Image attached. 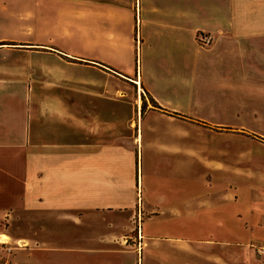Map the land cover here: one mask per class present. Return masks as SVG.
I'll return each instance as SVG.
<instances>
[{
	"label": "crops",
	"instance_id": "1",
	"mask_svg": "<svg viewBox=\"0 0 264 264\" xmlns=\"http://www.w3.org/2000/svg\"><path fill=\"white\" fill-rule=\"evenodd\" d=\"M57 1L67 7L86 3ZM92 1L99 16L110 17L112 35L122 34L118 8L125 5L130 55L117 61L116 50L109 62L129 76L125 84L150 98L143 112L137 101L127 110L111 97L117 92L111 81L63 77L42 84L29 65L7 60L6 53L24 50L21 44L40 45L32 28L39 15L51 11L52 1L0 0V218L10 223L6 233L0 232L8 237L0 247L12 250L10 264H76L75 258L88 256H95L93 264H126L125 254L144 249L149 223L170 222L205 235L206 242L216 229L227 233L217 242L229 241L230 229H241V244L264 245V161L258 154L246 159L241 144L222 142L241 135L247 117L261 118L249 132L264 134V112H241L238 98L241 82L264 93V2ZM199 33L211 35V43L201 45ZM86 97L120 106L127 125L119 127L118 109L86 110ZM156 119L177 125L156 124ZM160 132L177 137L151 136L145 142V133ZM215 136L221 140L216 145L209 141ZM146 156L149 166L167 159L211 190L185 200L180 194L154 199L151 187L143 188ZM133 229H138L140 249L124 232Z\"/></svg>",
	"mask_w": 264,
	"mask_h": 264
},
{
	"label": "rangeland",
	"instance_id": "2",
	"mask_svg": "<svg viewBox=\"0 0 264 264\" xmlns=\"http://www.w3.org/2000/svg\"><path fill=\"white\" fill-rule=\"evenodd\" d=\"M50 1L52 2L48 8L51 11L44 16L39 15L37 23H34L35 25L32 28V33L37 36V40L34 43L40 45L32 44V46H26L21 44L19 47L24 50H19L12 55L6 53L4 57L7 60L15 58L22 65H29L31 69L29 72L35 74L39 81H43L40 82L42 84H46L45 80L51 83L63 77H84L86 81H96L98 79L101 84L104 81H111L115 84L117 90L115 94L111 93L113 95H110L111 97L118 99V103L125 105L127 110L134 109V105L136 108L137 101L141 105V112L145 111L149 102L152 104L151 101L148 102L150 98L138 86L133 89L130 88L129 84H125V81L131 82L125 78L129 76L123 74L120 69L112 67L109 62L111 53L116 50L118 51L114 54V57L117 61L124 62L126 57L130 55L131 41L125 35V5H121L118 8L119 20L117 24L123 30L122 34H119L120 31L118 30V34L112 35L109 30L110 17L99 16L97 12L98 7L92 4V0H85L86 3L83 1H73L68 7L63 5L61 1ZM261 1L264 2V0ZM63 7L66 11H69V14L63 13ZM25 38L27 37H23V39ZM89 61L103 64L110 68V70L91 64ZM84 63L91 66L83 65ZM66 64L69 66H63ZM125 85H127V89ZM251 85L250 83H245L244 85L241 82V93L238 95V98H241V112L246 111V109H251V111H248L249 114L253 112L257 114V111L264 112V93H261L258 87L250 88ZM83 101L88 104L89 107L86 108L88 111L95 109L94 106H97V110H100L102 113H105L109 109H114L111 110L112 112L118 109L117 120L119 127L127 125L124 124L126 112L120 106H104L103 104H99L98 99L87 97ZM244 105H246V108H244ZM90 107L93 108L91 109ZM259 119L261 118H258V120L252 117L245 118V121L241 124V129L244 132L241 135H228V138L222 139V142L229 143L231 147L234 143L241 144V155L245 153L246 159L251 154H258L264 161V134L249 132L252 129L251 126L256 121H258L257 123L260 122ZM134 120H136V117H134ZM155 122L156 124L169 126L177 125L173 120L167 123L166 120L156 119ZM214 130L216 131L215 128ZM148 134H144L145 142H149L153 138H157L154 140H161L177 137L176 134L167 132L154 133V135ZM209 141H212L214 145L221 142L220 138L216 136ZM145 142L144 144L146 145ZM146 159H148L147 156L142 161L143 188L151 187V194L154 199L159 200L162 196L170 194L177 198L180 194L181 200H185L193 198L195 193L196 195L201 194L199 190L202 192L211 190L209 186L207 187L201 182L194 183V179L196 178L194 173L188 174L184 169L179 173L167 159L162 161L160 165L157 164L155 166H149ZM246 159L245 163H248ZM136 165L135 185L138 189L140 187L141 171L139 157H137ZM198 169V171L203 170V166H198ZM230 187L232 186L230 185ZM139 196L140 190H138L137 201L139 200ZM230 208L231 211L235 210L232 207ZM8 221L9 219L7 218H0L1 233L7 232L10 224ZM145 227H150V229L147 231L145 237L146 242L144 249H142L143 251L140 250L138 254H134L135 256L125 254L124 261L127 260L126 264H136L137 257L139 258L138 264H264V245L255 244L254 242L241 244V229H230L229 241L223 242H217L216 239H226L227 233L216 229L212 237L213 240L206 242L202 241V238H207L205 235L191 234V231L177 228L170 222L165 224L149 223ZM124 232L130 236L128 238L129 242L133 243L136 239L137 249L142 247L138 242V240L141 241L138 229L126 230ZM7 238L5 234L0 235V241H4ZM134 248L136 247L134 246ZM56 253L58 252H53V255ZM11 257L12 250L8 251L5 247L1 246L0 262L7 260L9 261L8 264H10ZM94 257L75 258L74 263L93 264L95 262Z\"/></svg>",
	"mask_w": 264,
	"mask_h": 264
},
{
	"label": "built area",
	"instance_id": "3",
	"mask_svg": "<svg viewBox=\"0 0 264 264\" xmlns=\"http://www.w3.org/2000/svg\"><path fill=\"white\" fill-rule=\"evenodd\" d=\"M197 38H198L199 43L203 46L209 45L212 41V36L207 34V33H199L197 35ZM263 251H264V249H263Z\"/></svg>",
	"mask_w": 264,
	"mask_h": 264
}]
</instances>
